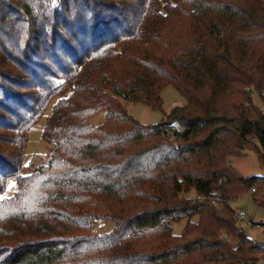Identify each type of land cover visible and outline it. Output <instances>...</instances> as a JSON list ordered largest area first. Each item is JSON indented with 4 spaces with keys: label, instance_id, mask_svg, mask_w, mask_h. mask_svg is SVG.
Wrapping results in <instances>:
<instances>
[{
    "label": "trees",
    "instance_id": "obj_1",
    "mask_svg": "<svg viewBox=\"0 0 264 264\" xmlns=\"http://www.w3.org/2000/svg\"><path fill=\"white\" fill-rule=\"evenodd\" d=\"M171 85L186 103L161 124L123 104L162 110ZM253 93L264 103V0H0V264H256L231 202L264 208V176L229 163L264 166Z\"/></svg>",
    "mask_w": 264,
    "mask_h": 264
},
{
    "label": "rangeland",
    "instance_id": "obj_2",
    "mask_svg": "<svg viewBox=\"0 0 264 264\" xmlns=\"http://www.w3.org/2000/svg\"><path fill=\"white\" fill-rule=\"evenodd\" d=\"M163 107L162 110L153 109L141 103H131L123 101L130 114L138 119L141 123L147 125L161 124L165 120L164 113H169L170 109L175 106H184L185 97L174 86H168L162 93ZM253 102L264 112V103L258 93H253ZM53 108L51 104L46 111L44 117L34 124L28 136V145L25 153V166L27 169L34 171L36 168L42 167L47 161L48 145L42 140L44 127L46 125L47 116L50 115ZM105 120V113L99 112L93 116L91 122L99 125ZM179 129L180 126L176 125ZM231 167L244 177L264 176V166L261 164L256 153L246 150L241 156H234L229 161ZM8 196H11L17 189L15 181L9 184ZM233 209L243 208L247 214V223L243 225L245 234L254 241L264 245V208L258 206L251 194H246L239 200L231 202ZM196 220V218H194ZM252 223L256 224L255 226ZM113 223L109 221H99L94 225V231L98 233H106L113 229ZM187 226V219H183L173 226V232L181 235Z\"/></svg>",
    "mask_w": 264,
    "mask_h": 264
},
{
    "label": "built area",
    "instance_id": "obj_3",
    "mask_svg": "<svg viewBox=\"0 0 264 264\" xmlns=\"http://www.w3.org/2000/svg\"><path fill=\"white\" fill-rule=\"evenodd\" d=\"M173 130H175V128H173ZM252 192H255V189H253ZM235 219L237 221L238 227L243 230V225L247 223V214L243 208L235 209ZM252 225L255 226L254 224ZM221 238L228 240L234 246L240 244V240H234L233 238L228 237L226 234H221ZM256 264H264V258L258 260Z\"/></svg>",
    "mask_w": 264,
    "mask_h": 264
},
{
    "label": "crops",
    "instance_id": "obj_4",
    "mask_svg": "<svg viewBox=\"0 0 264 264\" xmlns=\"http://www.w3.org/2000/svg\"><path fill=\"white\" fill-rule=\"evenodd\" d=\"M174 107H176V106L174 105V106L170 109V111H171ZM127 110H128V109H127ZM170 111H169V112H170Z\"/></svg>",
    "mask_w": 264,
    "mask_h": 264
}]
</instances>
